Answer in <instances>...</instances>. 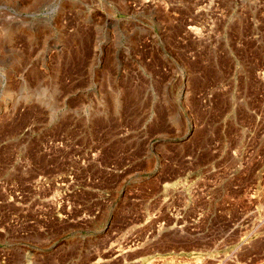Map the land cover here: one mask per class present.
Wrapping results in <instances>:
<instances>
[{
    "label": "rangeland",
    "instance_id": "obj_1",
    "mask_svg": "<svg viewBox=\"0 0 264 264\" xmlns=\"http://www.w3.org/2000/svg\"><path fill=\"white\" fill-rule=\"evenodd\" d=\"M0 264H264V0H0Z\"/></svg>",
    "mask_w": 264,
    "mask_h": 264
}]
</instances>
